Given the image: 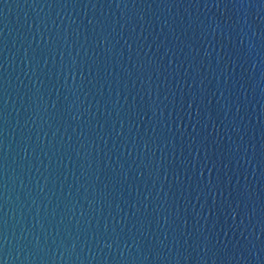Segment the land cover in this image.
<instances>
[{"label":"water","instance_id":"water-1","mask_svg":"<svg viewBox=\"0 0 264 264\" xmlns=\"http://www.w3.org/2000/svg\"><path fill=\"white\" fill-rule=\"evenodd\" d=\"M0 264H264V0H0Z\"/></svg>","mask_w":264,"mask_h":264}]
</instances>
